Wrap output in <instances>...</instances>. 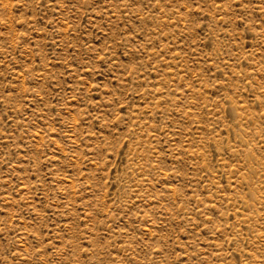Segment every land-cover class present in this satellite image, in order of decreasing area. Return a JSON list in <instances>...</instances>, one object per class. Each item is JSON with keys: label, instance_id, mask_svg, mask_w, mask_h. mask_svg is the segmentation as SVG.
I'll return each instance as SVG.
<instances>
[{"label": "rangeland", "instance_id": "1", "mask_svg": "<svg viewBox=\"0 0 264 264\" xmlns=\"http://www.w3.org/2000/svg\"><path fill=\"white\" fill-rule=\"evenodd\" d=\"M0 264H264V0H0Z\"/></svg>", "mask_w": 264, "mask_h": 264}]
</instances>
